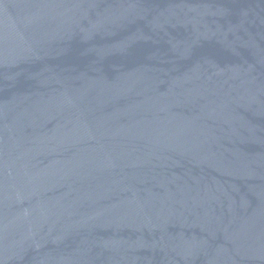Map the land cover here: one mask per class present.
Returning <instances> with one entry per match:
<instances>
[{"label":"water","instance_id":"95a60500","mask_svg":"<svg viewBox=\"0 0 264 264\" xmlns=\"http://www.w3.org/2000/svg\"><path fill=\"white\" fill-rule=\"evenodd\" d=\"M0 264H264V0H0Z\"/></svg>","mask_w":264,"mask_h":264}]
</instances>
